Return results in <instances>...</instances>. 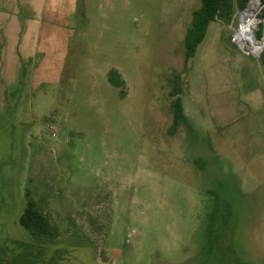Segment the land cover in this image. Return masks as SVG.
Here are the masks:
<instances>
[{"label":"rangeland","instance_id":"1","mask_svg":"<svg viewBox=\"0 0 264 264\" xmlns=\"http://www.w3.org/2000/svg\"><path fill=\"white\" fill-rule=\"evenodd\" d=\"M56 7L54 78L38 82L41 53L4 64L8 78L0 62V264H264L263 52L231 41L243 11L209 24L184 65L198 0ZM175 83L184 122L171 132ZM27 193L54 242L19 225Z\"/></svg>","mask_w":264,"mask_h":264},{"label":"trees","instance_id":"2","mask_svg":"<svg viewBox=\"0 0 264 264\" xmlns=\"http://www.w3.org/2000/svg\"><path fill=\"white\" fill-rule=\"evenodd\" d=\"M199 7L191 14L190 24L186 29L183 45H184V65L192 59L196 53L198 45L203 41L209 24L220 23L221 25H229L233 20V16L237 12H242L246 9L249 0H198ZM255 3L256 0H251L250 3ZM260 2L259 18L264 20V0ZM258 7V6H257ZM263 42V40L261 41ZM264 46V43H261ZM264 51V50H263ZM262 51V52H263ZM258 61L264 67V53L260 54ZM22 67L24 66L22 62ZM107 80L109 84L120 90V97L125 96L124 81L116 70L108 72ZM176 83L178 77L175 78ZM175 83L174 89L171 92L172 100V121L170 130L175 131L180 124L184 122V116L180 98V88ZM27 195L25 207L18 219L19 225L24 228L32 238L43 243L54 242L58 234L56 228L51 224L49 218L43 215L37 208L36 202ZM220 222L225 223V218L220 216Z\"/></svg>","mask_w":264,"mask_h":264},{"label":"crops","instance_id":"3","mask_svg":"<svg viewBox=\"0 0 264 264\" xmlns=\"http://www.w3.org/2000/svg\"><path fill=\"white\" fill-rule=\"evenodd\" d=\"M57 2L58 0H0V29L2 35L5 37L3 44H0V62L2 63V69L4 70V73L2 74L4 77H9L7 71L5 73L4 64L7 68L14 69L19 55L23 62H31L36 53H41L43 55V58L38 62L37 67L34 68L35 70L39 69L40 75L38 77V82L41 81L40 78H43V76L47 79L55 77L54 70L56 67L55 57L57 46L56 32L54 29L55 26H52L51 28L53 29L49 30L50 24L48 22L54 20L55 14L57 13ZM60 2L61 4L68 5L69 7L64 9H67L69 13H71L75 8L77 0H60ZM11 6L13 10H11ZM59 13H63L62 8L59 9L58 15ZM6 22H12L11 24L16 22L18 25L21 24L20 27L22 26L17 32L15 38V43L18 42L17 38L21 39L18 47L14 45L15 43L13 39L10 38L8 40L11 33L9 27L12 28V26L10 23L6 26ZM44 24H46V27ZM40 38L43 39L41 46L38 44ZM10 46L11 49L9 48V50L11 58L7 61L5 52ZM48 59H52L53 62Z\"/></svg>","mask_w":264,"mask_h":264},{"label":"bare ground","instance_id":"4","mask_svg":"<svg viewBox=\"0 0 264 264\" xmlns=\"http://www.w3.org/2000/svg\"><path fill=\"white\" fill-rule=\"evenodd\" d=\"M257 6L253 2L249 4L246 11L240 14L238 27V35L250 50V53L255 55L260 54L264 50V46L255 41L253 36V31L256 27L253 21L256 15Z\"/></svg>","mask_w":264,"mask_h":264},{"label":"water","instance_id":"5","mask_svg":"<svg viewBox=\"0 0 264 264\" xmlns=\"http://www.w3.org/2000/svg\"><path fill=\"white\" fill-rule=\"evenodd\" d=\"M257 1V5L259 6L260 5V2H259V0H256ZM247 9V8H246ZM246 9L244 10V11H246ZM243 11V12H244ZM242 14V13H241ZM241 50H242V52L243 53H245L246 55H252V56H254L252 53H250L249 52V50L247 49V48H241ZM263 53H264V51H263ZM259 56L260 55H257V56H255L256 58H259Z\"/></svg>","mask_w":264,"mask_h":264},{"label":"built area","instance_id":"6","mask_svg":"<svg viewBox=\"0 0 264 264\" xmlns=\"http://www.w3.org/2000/svg\"><path fill=\"white\" fill-rule=\"evenodd\" d=\"M237 35H238V30L235 31V32L233 33L232 37H231V41H232V43H234L235 45H238V44H237Z\"/></svg>","mask_w":264,"mask_h":264}]
</instances>
